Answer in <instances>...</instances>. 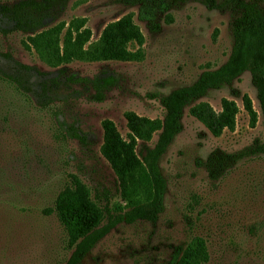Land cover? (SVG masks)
Returning <instances> with one entry per match:
<instances>
[{"label":"rangeland","instance_id":"rangeland-1","mask_svg":"<svg viewBox=\"0 0 264 264\" xmlns=\"http://www.w3.org/2000/svg\"><path fill=\"white\" fill-rule=\"evenodd\" d=\"M243 1L264 5V0ZM138 10L129 0H55L40 30L62 24L66 30L75 18H85L95 41L109 23L133 13L146 38L141 62L75 61L52 68L26 46L30 33L0 34V51L53 79L42 101L0 76V264L66 263L73 249L57 215L47 211L72 175L102 206L126 205L101 153L102 122L113 120L127 138L126 112L163 119L164 96L226 63L234 43L232 21L241 11L179 0L170 11L173 22L165 23L163 16L161 29L153 31L138 18ZM109 77L111 83L104 85ZM257 94L247 71L187 107L183 130L161 159L168 182L164 212L155 223L117 225L81 264H170L175 248L196 236L207 242L206 264H264V153L252 152L264 143ZM245 96L258 113L255 127L244 108ZM223 98L235 100L241 112L235 130L216 137L190 110L205 101L221 111ZM158 137L140 142L139 155ZM215 152L244 156L212 179L207 161Z\"/></svg>","mask_w":264,"mask_h":264},{"label":"trees","instance_id":"trees-1","mask_svg":"<svg viewBox=\"0 0 264 264\" xmlns=\"http://www.w3.org/2000/svg\"><path fill=\"white\" fill-rule=\"evenodd\" d=\"M55 0H22L13 5L0 3V34L30 33L27 47L52 68H59L75 61L80 62H141L145 58V35L135 21V14L125 15L109 23L101 36L92 41V30L85 18H75L66 26L56 25L40 30ZM62 1V0H61ZM64 1V0H63ZM138 6V18L153 31H159L162 23L173 22L171 9L179 0H129ZM182 1V0H180ZM209 8L240 9L232 21L233 47L225 64L214 70L204 71L191 85L179 87L161 99L164 118H150L134 111L125 113L128 136L124 137L111 119L102 122L104 140L103 157L115 172L125 206H102L92 195L91 189L77 175L58 194L53 208L66 231L68 245L73 249L65 264H81L91 250L117 225L138 221L155 223L165 210L168 182L161 169V159L175 138L183 130L185 109L206 96L210 90L231 84L243 73L250 72L257 89L258 100L264 116V5L243 0H200ZM61 71V70H60ZM0 76L14 84L18 90L32 94L44 101L48 97L50 73L18 61L11 53L0 51ZM111 83L106 78L105 84ZM244 108L255 127L258 113L249 96L243 98ZM241 109L235 100L223 98L221 111L205 101L195 104L190 114L202 122L213 136L219 137L225 130H235ZM159 134L153 147L143 156L138 153L140 142L152 141ZM81 138L79 133L74 134ZM253 153H264V143H257ZM243 154L213 153L207 161L212 179ZM210 252L201 236L192 238L186 245L175 248L170 264H206Z\"/></svg>","mask_w":264,"mask_h":264}]
</instances>
